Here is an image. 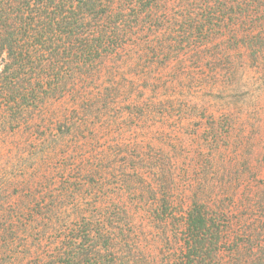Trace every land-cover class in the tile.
Wrapping results in <instances>:
<instances>
[{
  "label": "trees",
  "instance_id": "1",
  "mask_svg": "<svg viewBox=\"0 0 264 264\" xmlns=\"http://www.w3.org/2000/svg\"><path fill=\"white\" fill-rule=\"evenodd\" d=\"M241 48L264 0H0V264H264L247 126L189 95Z\"/></svg>",
  "mask_w": 264,
  "mask_h": 264
},
{
  "label": "rangeland",
  "instance_id": "2",
  "mask_svg": "<svg viewBox=\"0 0 264 264\" xmlns=\"http://www.w3.org/2000/svg\"><path fill=\"white\" fill-rule=\"evenodd\" d=\"M244 49L231 50L233 66L230 70H218L217 79H213L212 71L204 65L210 76H206L207 81L197 83L189 95L198 110L204 104L208 106L206 112L226 111L234 115L238 123L245 122L246 147L253 155L250 163L255 167V174L264 177V54L253 61ZM12 152L5 151L0 164H8Z\"/></svg>",
  "mask_w": 264,
  "mask_h": 264
}]
</instances>
